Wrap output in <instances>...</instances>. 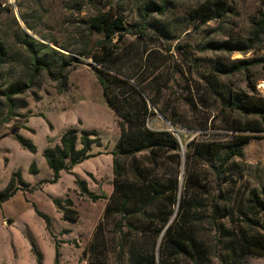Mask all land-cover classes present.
I'll return each mask as SVG.
<instances>
[{"label":"rangeland","instance_id":"obj_1","mask_svg":"<svg viewBox=\"0 0 264 264\" xmlns=\"http://www.w3.org/2000/svg\"><path fill=\"white\" fill-rule=\"evenodd\" d=\"M204 1L174 0L171 10L162 16V19L174 23L177 29L176 39L166 41L158 36H152L146 38L145 43L140 44V47L147 45L159 52L151 59L153 63V59L156 58L155 75L162 76L166 81L169 80L166 95L161 103H166L167 107L170 105V108L176 111L178 123L176 129L179 131L177 136L185 154L184 169L187 166L186 148L192 141L226 142L237 133L264 139V132L233 130L236 122L245 124L248 121L253 122L254 118L229 111L220 97L229 89L249 94L257 92V83L264 80V64L252 69L250 80L244 72L233 76H213L216 75L213 71L214 64L219 61L231 62L264 57V36L261 44L245 55L202 52L196 49L197 45L212 40L247 38L251 31V21L263 11L264 2L263 0H218L226 4L225 9L200 19L195 14V10ZM135 3L136 0H0V41L5 44L7 60H12L2 71L4 79L8 77L9 70L19 72L21 69L13 58L25 52L17 39L22 33L50 45L61 53L79 57L78 53L81 51L100 50L98 43L103 40L102 35L94 33L91 44L86 46L89 34L86 28L88 19L101 10L111 11L115 15L122 14L128 23H134L137 20ZM80 59L81 62L77 66L70 68L64 91H60L58 84L43 74L35 86L24 95L15 98L13 115L10 114L4 97L0 95V134L6 135L15 131L31 140L37 147V152L33 154L24 149L15 140L14 135L0 140V190L5 188L12 173L18 171L23 180L37 181L38 184L47 181L52 177L53 171L48 167L43 156L44 150L59 144L62 134L68 129L75 128L79 133L95 131L96 135L92 138H99L101 146L94 144L91 153L97 155V158L81 163L74 169L72 175L65 174L56 186L43 183L47 184L49 193H65L61 200L71 197L80 216L77 226H72L76 222L67 220L65 224L62 214L56 209L52 224L55 243L58 244L59 251L60 248L62 251L60 264H90L89 255L85 254V250L89 247L95 229L100 223L105 226L106 233L102 264H134L135 255L137 258L139 254L146 255L153 252L156 255L158 245L154 234L146 231L149 222L144 218L138 219L137 226L133 227L130 223L135 219L127 218L125 214L122 216L113 213L104 217L114 187L113 162L111 167L107 158L102 155H111L115 150L120 139V127L118 117L108 105L98 82L93 69L92 56L80 57ZM2 82L3 80H0V84ZM249 83L251 86L254 85L255 91H252ZM148 125L153 129L168 127L158 115L149 117ZM15 127L19 128L15 130ZM146 155L145 153L139 155V160L144 162ZM32 163H35L38 169L35 174L30 172ZM194 167L200 181L206 183L209 188V194L204 195L203 198L212 205L224 206L225 200L222 199L221 193L234 192L242 198L247 196L250 190H260L264 187V164L251 166L245 164L242 159H236L231 167L232 171L226 172L220 180L208 166L197 162ZM174 169V162L169 160L160 165L156 172L153 171L154 178L166 179L170 175L174 176ZM87 171L101 172L100 178L93 181L91 173ZM85 172L93 187L97 188L101 196H105L106 199L93 202L81 196L78 190L67 191L74 185L73 180L80 178L78 176ZM181 196L182 191L177 196L176 204L172 206L174 217L179 213ZM42 206L47 213L52 212L49 203L45 202ZM234 209L236 210L235 206ZM120 221L123 224L119 228L116 225ZM220 223L228 229L225 239L229 249L225 247L222 250L220 245L212 264H221L222 254L225 256V264H264V255L251 256L243 253L244 247L236 234L238 227L236 213L229 214ZM28 225L34 227V235L40 240L45 260L47 258L46 264H53V260L49 259L51 256L47 241L45 242L41 237L38 224L36 221H30ZM64 225H70L69 227L72 226L75 230L69 233ZM14 241H18L22 247L23 240L19 235ZM122 246L124 255L119 261V251ZM2 247L5 246L0 245V258L4 256ZM8 251L11 252L10 257L14 259L11 245L7 249L5 247L6 255ZM18 255L19 258L10 264H28L27 250L25 254L23 253L24 261L20 259L22 254L20 256L18 252Z\"/></svg>","mask_w":264,"mask_h":264},{"label":"trees","instance_id":"obj_2","mask_svg":"<svg viewBox=\"0 0 264 264\" xmlns=\"http://www.w3.org/2000/svg\"><path fill=\"white\" fill-rule=\"evenodd\" d=\"M135 4L137 20L134 23H128L122 14L115 15L111 11L101 10L88 19L86 28L89 34L86 46L91 44L94 33L102 35L103 40L98 43L100 50L81 51L78 53L79 57L61 53L50 45L22 33L17 39L25 52L13 58L21 69L19 72L9 70L6 79L2 71L12 60H7L5 44L0 41V80H3L0 84V95L4 97L9 112L13 115L15 98L35 86L43 74L56 82L60 91H64L70 68L81 62L80 57L92 56L98 82L108 105L118 117L120 127V139L111 153L114 189L110 197L111 202L105 208L104 217L113 213L122 216L125 214L127 218L135 219L130 223L133 227L137 226L138 219L144 218L149 222L148 229L145 230L154 234L158 245L156 255L153 252L139 254L140 259L135 255L134 264H212L220 245L222 250L225 247L229 249L225 239L228 229L220 221L235 213L238 218L236 234L244 247L243 253L251 256L264 255V187L260 190L252 189L242 198L234 192L221 193L222 199L225 200L224 206L212 205L203 198L209 194V188L206 183L200 181L194 167L197 162L206 165L220 180L226 172L232 171L231 167L236 159L243 158L245 146L258 136L237 133L226 142L192 141L186 148L187 166L184 169L185 154L178 138L169 131V127L153 129L148 125L149 117L158 113L175 129L178 123L175 109L161 103L166 95L169 80L155 75L156 58L153 63L151 59L159 52L147 45L140 47V44L146 42V38L152 36L166 41L176 39L177 29L174 23L162 19V16L171 10L174 0H136ZM225 6L224 2L218 0H205L199 4L195 14L204 19L221 12ZM263 36L264 3L263 11L251 21V31L247 38L212 40L197 45L196 49L202 52L245 55L261 44ZM263 64L264 57L219 61L214 64L213 71L216 75L213 76H233L244 72L250 80L252 69ZM251 89L255 91L254 85ZM220 97L229 111L254 118L253 122L248 121L245 124L236 122L233 130L264 132V98L257 92L249 94L229 89ZM18 128L15 127V130ZM95 135V131L79 133L77 129L71 128L62 134L59 144L46 148L43 156L53 171V178L43 181L42 184L57 183L61 172H70L76 165L95 157L96 155L91 153L93 145L101 146L99 138H92ZM14 138L24 149L33 154L37 152V147L31 140L18 133L14 134ZM144 153L147 155L142 162L138 156ZM169 160L174 162V176L170 175L166 179L154 178L153 171L156 172L160 165ZM30 172H38L35 163H32ZM75 182L81 196L93 202L106 199L105 196L91 192L85 180L76 178ZM19 190L32 192L38 190V187L30 188L21 173L15 172L8 185L0 190V204L10 200ZM181 191L179 213L174 217L172 206L176 204ZM54 204L65 220L79 221V212L69 197L66 200L56 199ZM37 213L51 231L49 218L38 210ZM122 224L120 221L116 226L120 228ZM104 228L102 223L96 227L93 239L85 250V254L89 255L90 264H102V251L106 244ZM33 251L37 264H42L43 256L35 245ZM123 255L122 246L119 261ZM60 256L56 243L55 264H60ZM220 260L221 264H225L223 254Z\"/></svg>","mask_w":264,"mask_h":264},{"label":"crops","instance_id":"obj_3","mask_svg":"<svg viewBox=\"0 0 264 264\" xmlns=\"http://www.w3.org/2000/svg\"><path fill=\"white\" fill-rule=\"evenodd\" d=\"M14 134H15V131L11 132L10 134H6V135L0 134V140L9 138L8 136L13 137ZM256 139H253L249 144H247L243 152V158H242L243 162L251 166H259V165L264 164V139H257V140ZM102 156H105V158H107L109 165H111L112 167L111 163L113 162V157L111 155H102ZM95 157L97 158V155ZM79 165L80 164L76 165L72 169V171H70L69 173L61 172L59 181L54 184L52 183H49V184L54 185V186L58 185L62 181L65 174L72 175L74 173L73 172L74 169ZM87 172L91 173L92 175L91 178L93 179V181L94 179L97 180L98 178H100L99 174L101 172L99 171L97 172L87 171ZM11 176L8 180V183L10 182ZM78 177H80L81 179L87 182L88 188L91 192H93L96 195H101L100 194L101 192L97 188L93 187V185L91 184L89 178L87 177L86 172L83 173L82 175H79ZM52 178H53V175L48 180H51ZM24 181L30 185V188L38 187V190H34L32 192L19 190L10 200L0 204V245L1 244L4 245L6 249L8 248L9 245H11V249L14 251V259H13V257H10L11 252L8 251L6 255L5 247H2L4 256L0 258L1 259L0 264L12 263V261L19 258L18 252L20 253V256L22 254L23 258L20 257V259L24 261L25 257L23 256V253L25 254V250H27L28 252V258H27L28 264H37V259L33 251V245L36 246L38 252L43 256L42 264L47 263V258L45 260V256H44L45 253H43V250L41 249L40 240H38V238L34 235V227L33 226L30 227L28 225V222L30 221H36V223L38 224L40 235L41 237L44 238L45 242L47 241V245L49 247V255L51 256V258L49 259L50 260L52 259L53 264H55L56 243L54 240V234H53L54 227L52 223H53V218L56 215L57 207L54 204V200L62 199L65 193L64 194L49 193L47 191V188H48L47 184H40V183L38 184L37 181L30 182L29 180H26V179ZM75 181H76V178L73 180L74 185L72 186V188H68L67 191L68 190H72V191L78 190V187ZM8 183L6 184V186L8 185ZM78 193H79V190H78ZM71 200L74 202L72 198ZM45 202L50 204V208L52 210L51 213L50 212L47 213L43 209L42 204ZM37 210L49 218L51 231L47 229L45 220L38 215ZM57 211L59 212L58 209ZM59 213L62 214L61 212ZM62 218H63V215H62ZM63 220H64V223L67 224L64 218ZM79 222H80V218H79V221L74 223V225L72 226H77ZM64 226H66L65 228H67V231L69 233L75 230L74 227L72 226L69 227L70 225H64ZM18 235L23 240L22 247H20L18 241H14V238L17 239ZM17 248H19L18 251H17ZM60 254L62 256L61 248H60Z\"/></svg>","mask_w":264,"mask_h":264},{"label":"water","instance_id":"obj_4","mask_svg":"<svg viewBox=\"0 0 264 264\" xmlns=\"http://www.w3.org/2000/svg\"><path fill=\"white\" fill-rule=\"evenodd\" d=\"M158 115L163 119V121L167 124V126L169 127V131H171L179 140L182 151H183V147L180 141V138L177 136V131L175 130V128L167 121V119L165 117H163L161 114L158 113ZM184 154V151H183ZM183 178V176L181 177V179Z\"/></svg>","mask_w":264,"mask_h":264},{"label":"built area","instance_id":"obj_5","mask_svg":"<svg viewBox=\"0 0 264 264\" xmlns=\"http://www.w3.org/2000/svg\"><path fill=\"white\" fill-rule=\"evenodd\" d=\"M256 91L259 96L264 98V80H261L256 85Z\"/></svg>","mask_w":264,"mask_h":264},{"label":"bare ground","instance_id":"obj_6","mask_svg":"<svg viewBox=\"0 0 264 264\" xmlns=\"http://www.w3.org/2000/svg\"><path fill=\"white\" fill-rule=\"evenodd\" d=\"M176 131H177V134H178L179 131L177 129H176Z\"/></svg>","mask_w":264,"mask_h":264}]
</instances>
